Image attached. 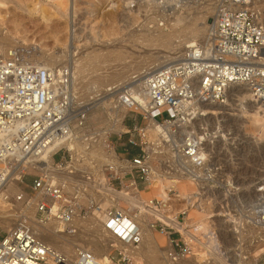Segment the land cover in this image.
Wrapping results in <instances>:
<instances>
[{
	"label": "built area",
	"instance_id": "1",
	"mask_svg": "<svg viewBox=\"0 0 264 264\" xmlns=\"http://www.w3.org/2000/svg\"><path fill=\"white\" fill-rule=\"evenodd\" d=\"M240 1L221 0L216 6L214 26L205 45L193 46L183 57L144 75V107L135 106L127 87L115 99L129 107L127 114L133 120L139 115L146 124L152 120L165 129L155 147L146 137V125L136 124L133 130L140 140L130 137L123 150L118 151L117 141L127 129L114 133L119 139L107 143L108 150L115 151L117 160L125 164L118 167L122 174L107 166V187L114 189L112 182L119 179L118 191L126 189L128 198H118L116 205L101 211L105 229L127 245L134 247L140 242V229L133 216L136 209L140 211V206H144L179 225L159 218L155 223L168 243V256L174 261L199 253L203 255L202 264H259L264 259V199L243 209V196L235 185L240 180L226 177L221 163L213 161V149L218 144L227 145L226 136L230 134L222 133L212 140L203 126L193 127L205 116L203 107L223 103L226 90L233 84H246L254 103L264 104V29L247 6L238 4ZM29 54L24 47L15 46L0 55V159L10 153L14 156L11 167H16L22 161L51 153V168L55 169L39 170L30 186L36 198L35 215L40 221L53 217L66 230H73L72 221L81 209L84 190L67 195L62 166L68 150L63 142L85 130L88 111L77 104L68 64L57 69L43 66ZM132 148H137V152L131 154ZM125 177L128 184L123 181ZM164 183L169 185L162 194L142 197L145 187ZM181 184L189 185L190 190L182 191ZM15 198L22 200V195ZM121 201L125 205H120ZM189 207L195 212L188 211ZM225 216L232 222L219 220ZM200 219H206L205 224ZM112 251L117 252V262L132 258L113 246L109 252L112 262ZM0 264L98 262L89 250H82L75 258L56 252L40 242L27 220L21 218L0 236Z\"/></svg>",
	"mask_w": 264,
	"mask_h": 264
},
{
	"label": "rangeland",
	"instance_id": "2",
	"mask_svg": "<svg viewBox=\"0 0 264 264\" xmlns=\"http://www.w3.org/2000/svg\"><path fill=\"white\" fill-rule=\"evenodd\" d=\"M0 1V43H4L0 44V53L5 52L9 47L20 46L27 49L30 53L37 52L40 54L43 52L46 54H55L56 61L51 66L56 69L60 65L70 63V61L75 59L78 61L83 60L84 57L86 58V55L88 56V54L90 55L94 52H97L99 55H104L107 49H113L122 55L120 60L100 63V67L96 71V74L103 73L102 75H107L112 70L122 69L123 71H121L123 73L120 77L111 81L107 79V81H104V83L98 86H86L83 84V87L78 88L76 86L74 90L78 105L84 106L91 101L96 103L94 107L88 110L84 127L85 130L78 132V136L96 139L99 128L100 130H104L108 125L115 122V118L117 117L112 110L115 96L124 87H127L128 83L133 81L136 75H143L150 67L156 66L159 61L167 63L179 59L178 56L187 51L189 47L200 46L202 43H205L203 39L204 35L208 33L214 17L213 14L216 11V6L221 0H174L171 1L172 3L167 0ZM248 9L252 12L254 19L264 26V3L256 7L255 10L250 7ZM177 15L182 18L178 22L175 21ZM183 24L186 27H183ZM187 24L189 26L188 28ZM190 26L192 27V32H189L191 30ZM174 30L175 33L182 31L183 34L182 32L174 34L170 42L167 40L169 43L164 45V47L147 44L142 39V35L149 33V31L169 33ZM186 30L188 31L186 32ZM185 33L187 34V38L194 37L190 43H184L183 37ZM187 45L190 46L187 48ZM153 56L155 58L161 56V58L151 64L150 62L144 64V59H154ZM37 57L36 59L39 61L42 59ZM104 58L108 60L107 57ZM32 59L35 60L34 57ZM235 90L238 92L237 90L239 88ZM253 98V96H250L248 99L239 101L234 100V96H229V99L225 101L228 105L224 109H217L218 112L215 115L212 114V118L208 117L207 114L199 122L207 130L208 135H212V140H217L215 137L221 136L222 133L230 134L226 136V138H229L226 142L227 145L218 144L213 149L214 153H212V157L213 161L221 163L220 165L226 177L234 181L237 179L240 180V183L235 185L242 193L243 199L241 206L244 207L243 209L247 208L246 205L248 204H253L264 199V126L261 129L259 128V130L255 126L256 122L252 120L254 115H263L264 120V104L259 105L256 102L254 103ZM127 112H125L121 119L120 124L123 127L120 133L127 129L129 131L122 134L120 139L117 136L118 133L114 134L116 132H109L107 135V143L119 139L116 145L118 151L123 150L128 138L132 137L140 140L137 131L133 130L134 124L138 127H144L146 125V120L142 119L141 116L138 117L139 115L137 114L136 120H133ZM124 117L125 120L123 121ZM133 149L137 152V148ZM64 156L65 163L62 167L66 168L68 162L71 161L72 155L66 152ZM108 160L110 161V157H108ZM109 163L107 161V166ZM88 170L79 176L75 174L76 183L82 186L88 184L87 191L84 189L83 199L80 201L81 209L77 214V224L75 223L77 233L75 232V235H79V232L81 234L86 232L87 229L93 228L97 221L101 222L98 214L102 216L103 211L101 210L114 203V195L121 189L119 179H115L112 182L114 189L111 190L107 187L105 192L103 188H100L101 183L98 182L99 179H96L97 175L105 172V169H101L96 173H92L90 169ZM107 170L104 173L106 185L108 184L106 180ZM38 174V169L29 167L22 174L19 185L13 182L6 187L10 196L8 201L0 203V213L8 211V208L9 211L14 210L13 212L19 215L15 225L21 218L26 219L28 224L37 225L31 219V213L34 216L36 199L33 201L32 206H28L27 213L24 212L23 214L21 212L19 214L18 212L21 211V208L27 206L29 199L32 198L33 195L30 191V186ZM127 179L128 177L123 178L126 184H128ZM168 185L164 183L156 187H145L142 192V197L150 198L158 196L164 192L165 187ZM77 188V186L68 188L67 195L73 193ZM180 188L186 192L191 187L189 185H180ZM18 191L22 192L20 193L22 195V200L20 201L15 198V194ZM120 205L123 206L125 203L121 201ZM140 208L142 210V206ZM233 209H236V207H233ZM134 212L138 213L139 211L136 209ZM147 218L150 224L155 225V223L159 222L157 219L159 217L153 213H148ZM221 220L225 221L224 219ZM45 221L43 220V222ZM229 229L230 227L226 228V230ZM5 231H7V228L0 224V236ZM100 234L102 236V243L108 245L103 231ZM159 240L162 245L165 243L163 234H160ZM69 245L74 249L77 248L72 242H69ZM111 255L115 258L112 262L113 264H147L143 260L136 261L132 258L125 262H117V252L112 251ZM198 257L203 258V255L200 254ZM259 264H264V259Z\"/></svg>",
	"mask_w": 264,
	"mask_h": 264
},
{
	"label": "bare ground",
	"instance_id": "3",
	"mask_svg": "<svg viewBox=\"0 0 264 264\" xmlns=\"http://www.w3.org/2000/svg\"><path fill=\"white\" fill-rule=\"evenodd\" d=\"M167 1L171 2L174 0H167ZM263 3H264V0H241L238 4L240 6H245V7L247 6L248 8L250 7L251 9L255 10L256 7H259ZM215 14H216V11H215ZM215 14H213L214 17H213V20L211 22V26L208 30V33L206 35H204L203 39H204L205 43H202L200 46L205 45L208 41L210 32L214 26ZM45 19H46V17H45ZM181 19L182 18L177 15L175 18V21L178 22ZM176 24H179V23H176ZM176 26H178V25H176ZM261 26L264 29V26L262 24H261ZM183 27H186V26L184 25ZM188 27L189 26L187 24V28ZM191 28L192 27L190 26V29ZM187 31L188 30H186V32ZM192 31L193 30L191 29L189 32H192ZM180 32H182V31H180ZM180 32L178 31L175 33V30L171 31L169 33H162V32H157V31L150 32L149 31V33L146 32L147 34L142 35V37H143L142 39L144 41H146L147 44L158 45V46L164 47V45H166L167 43L170 42V40L174 36V34H178ZM182 34H183V32H182ZM186 35L187 34L185 33V36L183 37L184 38L183 41H184V43H190V41H192L194 37L187 38ZM194 36H195V34H194ZM167 40H169V42H167ZM0 44H4V43L1 42ZM189 46L190 45H187V48ZM185 53H186V51L184 53H181L178 57L179 58L183 57L185 55ZM1 54L2 53H0V55ZM29 55H30L31 59H32V57H34L35 58L34 61H36L37 63H40L43 66H51L56 61V55L51 54V53L46 54V53L41 52L39 54L37 52H31ZM36 56H38L42 59L39 61L36 59ZM121 56L122 55L119 54V52H115L113 49L112 50L107 49L104 55H99L97 52H94L93 54H90V55L88 54V56L86 55V58L85 57H84V59L82 58L83 60L78 61L75 59L73 61H70V63H66L70 67L71 83H72L73 93L75 92L74 90L76 89L75 88L76 86H78V88L83 87V84L86 86L87 85L98 86V85L104 83V81H107V79H109L111 81V80H115V78H117V77H120L123 73L122 69H121L122 71L121 70H112L111 72H108L107 75H102L103 73L102 74H96L97 73L96 71H98V68L100 67V63L107 62V61H113V60H120ZM104 57H107L108 60L105 59ZM148 58H151V57H148ZM159 58H161V56H157L156 58L154 57V59L153 58L147 59V60L144 59L145 60L144 64H147L148 62H150V64H151V63L155 62L156 60H158ZM164 64H166V63H163V61H161V62L159 61L156 66L150 67V69L148 71L144 72L143 75H139V76L136 75L137 79L132 81L127 86V89L130 91V93H131V95L135 101L134 104L136 107L142 108L146 105V96H145L144 91H143V79H144L143 77H144V75L146 73L153 71L154 69H157V68L163 66ZM63 65H65V64H63ZM63 65H60L59 67H61ZM237 88H239V90H237L238 92H236V90H235ZM106 95H108V94H106ZM118 95H119V93L115 96V99L117 98ZM103 96H105V95H103ZM229 96H234L235 97L234 100L241 101L244 99H248L250 96H253V94L251 93L250 89L248 88V86L246 84H233V85H231L226 90V99L224 100V102L223 103H209V104L205 105L203 107V113L205 116L202 118H199V120L195 121L193 123V127L196 129V124H198L201 127L199 122L202 119H204L207 116V114H208V117L212 118V114L215 115V113L218 112L217 109H224L225 106L228 105V103H226L225 101H227L229 99ZM92 100H94V99H92ZM231 100H233V99H231ZM95 104H96L95 102L91 101V102L84 105V109H86L88 111L89 109L94 107ZM229 104H231V103H229ZM240 105H241V103H240ZM240 105H236V106H240ZM128 108L129 107H125V106L120 105L117 102V100H115L112 110L114 111L117 118L114 117L116 119L115 122L108 125V127H106L104 130H100V128H99L96 139L84 138L83 136H78V133H77L75 136L72 137V139L70 141L63 142V145L67 148L68 152L71 153V155H72L71 161L68 162L67 167L66 168L64 167V169H62V171H64V173H65L64 179L66 181V185H67L66 188L67 189L70 187H73V186H75V187L77 186L78 188L76 190L82 191L85 189L87 191L88 184H85V186H82V185H79L78 183H76L75 174H78L77 176H79L83 172L89 171L88 169H90L92 171V173L93 172H95V173L99 172V170H101V169H103V170L105 169V172H106V169L110 168V166L107 167V161L110 162L109 165L114 167V169L112 168L114 170V172L120 173V174L123 173V170L119 169L118 167L119 166H125V164L121 163L117 160V154L115 153V151H113V150L109 151L108 150V148H107V135L109 132H116L118 134L121 132L123 126L120 124V122H121V119H122L123 115L125 114V112L128 111ZM252 120L256 122L255 126L258 129L259 128L261 129L264 126L263 115H260V116L254 115L252 117ZM185 129L186 128H184L183 130H185ZM144 130H145L147 139L149 141H151L152 146L155 147L156 143H159L161 140L160 139L161 138L160 132L163 133V131L165 129L161 125H158L157 122L149 120L148 123L146 124V126L144 127ZM197 133L201 137V135L199 134L200 132L198 131ZM88 135H90V134H88ZM106 148L108 150V153H107ZM108 157H110V161L108 160ZM13 160H14V156L10 153H6L4 159H0V203L1 202L3 203L4 201L9 200L10 194L6 190V187L13 182H15L17 185H19V182L21 180V175L27 168L30 167L32 169L35 168V169L43 170V171H46L48 169L50 171H52L53 169H55L54 167L51 168V153H48V152L45 153L39 159H30V162H26V161L23 162L22 161L21 163H18L16 167H11V165H12L11 163L13 162ZM91 171H90V173H91ZM105 172H102L101 175H97L96 179L97 178L99 179L98 182L101 183L100 188L101 189L103 188L104 191L106 192L107 185H106V181H105V174H104ZM76 178H78V177H76ZM87 178H89V177L87 176ZM1 180H2V182H1ZM94 182H96V181H94ZM91 184H93V183H91ZM181 185H184V184H181ZM94 186H96V184H94ZM95 190H99V189H95ZM125 190L126 189L123 188L121 191H117V193L114 195L115 199H114V203L112 205L117 204L118 198H120L122 200H127L128 197L126 196ZM20 193H22V192L18 191V193H16L15 196L17 194H20ZM162 193H160V194H162ZM5 195H7L6 198L4 197ZM83 195H81L80 200L83 199ZM98 195H99V193H98ZM102 195H103V193H102ZM106 196H107V194H106ZM35 199L36 198L32 196V198L29 199L27 206H25L24 208H21V211L18 213L19 214L21 212L23 214H24V212L27 213L28 206H32V203H33V201H35ZM18 201H20V200H18ZM36 207L37 206H36V201H35V204H34L35 211H36ZM189 210H190V212H195L193 209H191V207L188 208V211ZM13 211L12 210L9 211V208H8V211L0 213V224L2 226H4L5 228H7V231H10L14 227V225L16 223V219L19 217V215H16ZM148 213H153V214L157 215L159 217V219L162 220L163 222H167L169 224L177 225L176 223L172 222L171 219H169L166 215H163V214L156 212L150 208H146V207L142 206V210H140L138 213H135V215L133 216L135 221L138 223V226L140 229V234H141L140 242L138 243L137 246H134V247L123 243L117 237L111 235L105 229V226H104V219L105 218L103 215L101 216V214H98L99 217L101 218V222L97 221L93 228L87 229L86 232L81 233V234L79 232V235H75L77 233L76 232V224H77L76 220L78 219V215H75L73 218L72 229L75 228L73 230H66L65 228H63V226L60 224V222L53 217H50L45 222L40 221L39 219L36 218L35 212H34V216H33V213H31V219L37 225L31 224V223L28 225L31 228L35 237L40 242H42L43 244L52 248L56 252L67 256L68 258H75V257H77V255L82 250H89L90 252H92L94 257L96 258L98 264H113L109 258V252L112 250L113 246H116L117 248H119V250L127 253L130 257H132V259H134L136 261L137 260H143L147 264H201L202 263V261H203L202 258L198 257L200 255V253L196 254L194 257L189 258V259H180V260H176V261L170 259V257L168 256V243L166 240H164L165 243L163 245L160 243L159 239H160L161 233L156 229L154 224H150L148 222V220H147L148 219L147 218ZM221 219L228 221V216H225ZM221 219H219V220H221ZM229 221L232 222L231 218H229ZM205 222H206V219H200L201 224H205ZM234 224H236L235 219L233 220V226H234ZM228 225H231V223ZM177 226H179V225H177ZM235 229H237V228L235 227ZM207 230H208V233L210 234V230H209L208 226H207ZM247 230L251 231L249 229H247ZM101 231H103L104 237L108 241V245L105 243H102V236L100 234ZM210 237H211V235H210ZM69 242H72L73 244H75L77 246V248L74 249L72 246L69 245ZM109 248H110V250H108ZM68 254H71V255H68ZM250 264H254V263L250 262Z\"/></svg>",
	"mask_w": 264,
	"mask_h": 264
},
{
	"label": "trees",
	"instance_id": "4",
	"mask_svg": "<svg viewBox=\"0 0 264 264\" xmlns=\"http://www.w3.org/2000/svg\"><path fill=\"white\" fill-rule=\"evenodd\" d=\"M131 152L135 153V152H136V150L132 148Z\"/></svg>",
	"mask_w": 264,
	"mask_h": 264
}]
</instances>
